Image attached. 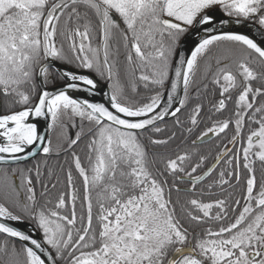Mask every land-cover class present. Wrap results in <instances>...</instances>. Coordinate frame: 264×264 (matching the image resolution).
<instances>
[{
  "label": "snow or ice",
  "instance_id": "snow-or-ice-1",
  "mask_svg": "<svg viewBox=\"0 0 264 264\" xmlns=\"http://www.w3.org/2000/svg\"><path fill=\"white\" fill-rule=\"evenodd\" d=\"M246 22L261 39L223 30ZM189 33L202 35L182 55ZM56 80L59 88L48 89ZM100 81L110 89L107 104L88 99L103 92ZM209 85L219 92L209 118L229 101L232 116L158 168L145 137L156 146L175 140V131L149 135L165 131L167 117L190 135ZM41 119L63 141L55 150L40 135ZM230 124L232 147L207 165L197 141ZM82 142L83 162L73 150ZM61 150L80 187L69 169L67 190L53 203L52 170L25 162ZM257 160L264 167V0H0V264H264ZM241 169L243 204L202 198L239 184ZM25 220L37 236L18 227ZM192 225L201 231L193 235Z\"/></svg>",
  "mask_w": 264,
  "mask_h": 264
},
{
  "label": "trees",
  "instance_id": "trees-1",
  "mask_svg": "<svg viewBox=\"0 0 264 264\" xmlns=\"http://www.w3.org/2000/svg\"><path fill=\"white\" fill-rule=\"evenodd\" d=\"M59 82H61V80H56L55 82L49 83L48 85H54ZM101 82L105 83L104 81H101ZM200 87L202 88L203 85H200ZM140 91L141 93L146 95L142 86H141ZM200 95H201V98L204 104V110L202 112V119H201V123L199 124V126L194 128L193 132L190 135L188 134L182 135L183 130L180 128H177L173 124V121L175 118H172L168 121H165L162 124V127H165L166 129L165 131L158 133V134H151V133L149 134V135H153L154 138H157V137L167 138L171 134V132L175 131L176 139L173 141H170L168 145H160V146L151 145L150 143H148L147 137H145V143L148 144L150 152L153 154H157L158 160L161 161L160 163L157 164L158 168H163L162 158H166V157L174 158L176 154H180L184 150L192 148L193 145L191 144V141L195 139L198 135L202 134V132L206 130L207 127L211 126L214 121L227 119L232 116L234 104L232 101H229L226 109L215 113L214 116H211V119L209 118L210 116L209 109L211 105L217 102L219 99L218 89H216L214 86L209 85L207 92L201 91ZM180 119L185 120L186 114L180 115ZM85 131H87V128L85 129ZM244 131H245V134H247V131H248L247 127H245ZM55 135H56V132L53 131L51 134L52 141ZM232 135H233V125L230 124L229 129L226 131V133H222L218 137L210 136L209 138H206L204 142L197 141V145L195 147L198 148L199 152L202 155L208 156L207 165L210 166L214 162L215 156L219 152L223 151V146L228 144V141L231 139ZM229 145L230 144H228V146ZM73 150L81 156V159L83 162L85 151H86L84 147V143L82 142V143L77 144ZM238 150H239V145H237V148L235 149V151H238ZM45 160H46V165L44 164ZM37 163L41 164V170L44 171L45 173H47L48 170H52V172L54 173L53 182L57 180L59 181L57 183V187L51 190L49 193V198L52 199L53 203L55 202L56 197L60 193L67 190L66 173L69 169H71L73 177L75 178L76 186L80 187V179L78 178L77 172L74 168L71 155L68 152L62 151L59 153V155L53 154L49 157L39 156L35 158L33 161L29 162L27 166L32 167L33 165ZM224 166H225L224 164H221L219 168L217 169V172L225 169ZM255 167H256V177H257V189H259L261 186H264V167L260 165L259 161L256 162ZM203 171L204 169H200L198 170L197 174H202ZM241 173L242 175H241L239 184L235 183V180L233 179V182L230 184L231 187L229 189H227L228 185L224 186V189L226 190H222L219 187H215L212 189L211 193H208L207 191H205L202 198L206 202L215 200L218 198H228L230 204H233L234 201L239 199L241 200V203L243 204V198L245 195V177L247 173L244 172V170H242ZM215 177H216V173L213 174V178ZM208 183L209 181L206 180L203 182V184L198 186L197 195H199V191L204 189ZM36 187H37V190L39 191L40 185L37 184ZM180 187L188 188L190 186L185 184V185H180ZM173 198L175 199V195L173 196ZM77 211L78 212L80 211L79 202L77 204ZM239 211H240V208H237L236 212L238 213ZM229 213H230L229 220H231L233 219V215H234L232 213L231 208L229 209ZM192 229H194L193 235H196L201 231V228L195 225L191 226L190 230Z\"/></svg>",
  "mask_w": 264,
  "mask_h": 264
},
{
  "label": "water",
  "instance_id": "water-1",
  "mask_svg": "<svg viewBox=\"0 0 264 264\" xmlns=\"http://www.w3.org/2000/svg\"><path fill=\"white\" fill-rule=\"evenodd\" d=\"M223 30H232V31L240 32V33H246V34H249L250 36H255L257 39H261L260 33L256 30V27L253 26L252 22H246V26H242V27H231V28H229V26H225V28ZM201 35H202L201 33H197L196 35L193 36V35H191V33H189L188 37L186 38L187 42L182 44L183 51H181V54L182 55H188L187 49L189 47H191L196 41H198L201 38ZM59 63L60 62H58V61L54 62V64H59ZM60 67L61 68H68L69 66L60 65ZM72 71H80V70L72 68ZM59 86H60V84L52 86V87H48V86L47 87H48V89H53V88H59ZM99 86L101 89H103V92L102 93L98 92L95 96L89 95L88 99L91 100L92 102L107 104L110 89L107 88L105 86V83H103L101 81L99 83ZM73 95L77 96L81 99L85 98V94L83 92H75V93H73ZM172 118L173 117H167L166 121H168ZM46 123H47L46 121H44L42 119L40 120V122H39L40 135H43V136L50 138L51 130L45 127ZM228 147L231 148L232 146L229 145ZM33 151L39 152V147L33 148ZM42 155L43 154L41 153L40 155H37L35 158H37L38 156H42ZM35 158H30L25 163L27 164V163L33 161ZM29 224H30V222L24 221L23 223L19 224L18 227L22 228V229L27 228L28 231H32L33 236H37L38 234L31 229Z\"/></svg>",
  "mask_w": 264,
  "mask_h": 264
},
{
  "label": "rangeland",
  "instance_id": "rangeland-1",
  "mask_svg": "<svg viewBox=\"0 0 264 264\" xmlns=\"http://www.w3.org/2000/svg\"><path fill=\"white\" fill-rule=\"evenodd\" d=\"M60 83V82H59ZM59 83H57V84H59ZM57 84H54V85H57ZM54 85H48V87H51V86H54ZM86 129V128H85ZM78 131V129L77 128H70L69 129V134L71 135V134H73V133H75V132H77ZM52 132L53 131H51V134H52ZM53 149L55 150L56 149V146H57V144L58 143H63V141L62 140H59L58 139V135H57V132H56V135L54 136V138H53ZM63 150H61L60 152H62Z\"/></svg>",
  "mask_w": 264,
  "mask_h": 264
},
{
  "label": "flooded vegetation",
  "instance_id": "flooded-vegetation-1",
  "mask_svg": "<svg viewBox=\"0 0 264 264\" xmlns=\"http://www.w3.org/2000/svg\"><path fill=\"white\" fill-rule=\"evenodd\" d=\"M61 83H62V81H61L59 84H61ZM59 84H57V85H59ZM257 161H258V160H257ZM27 165H28V164H26V166H27ZM22 166H23V165H22ZM224 167L226 168L227 166L225 165ZM242 170H243V169H241V172H242ZM230 187H231V186L228 185V186H227V189H229Z\"/></svg>",
  "mask_w": 264,
  "mask_h": 264
}]
</instances>
